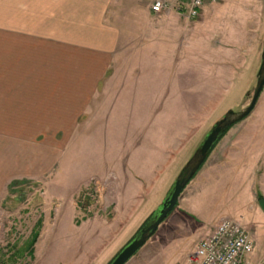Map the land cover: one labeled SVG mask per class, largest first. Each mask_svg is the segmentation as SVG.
<instances>
[{"label":"rangeland","instance_id":"1","mask_svg":"<svg viewBox=\"0 0 264 264\" xmlns=\"http://www.w3.org/2000/svg\"><path fill=\"white\" fill-rule=\"evenodd\" d=\"M105 6L89 9L88 5L59 4V0H0V264H62L67 258L62 248L71 244L59 242V234L65 233L62 227L59 230V220L68 214L71 190L84 184L85 191L76 197L77 226L85 218L109 219L111 209L97 211L100 188L96 187L102 186L106 176L119 182L118 171L124 165L147 166L143 153L137 159L125 156L132 152L131 142L141 139L147 145L152 141L159 147L156 161L160 156L161 162L153 166L157 165L160 179L132 217L131 222L140 217V223L134 229L129 223L111 254L86 263L108 264L157 210L215 122L228 109L246 107L252 97L253 91L246 98L244 94L260 63L263 19L256 21L251 34L233 35L223 47H195L202 41L194 36L193 47H136L134 30L141 21L125 19L126 5L112 4L106 10ZM214 6L218 7V1ZM169 13L177 12L173 8ZM196 19L190 21L192 32ZM151 23L149 28L158 27ZM105 25L121 33L112 36V42L103 31ZM107 44H112L113 52L104 55ZM77 47L82 49L80 55L74 51ZM93 47L102 52H93ZM94 58L103 65L109 61L97 93L88 102L84 99L87 107L80 109L68 131L59 130L55 106L59 95L67 101L75 84H61L57 95L59 84L54 82L61 75H83L89 70L83 65L91 67ZM61 59L64 67H59ZM151 75L159 82L144 80ZM263 133L264 88L252 112L229 128L225 142L230 145L245 135L260 140ZM166 146L170 151L164 156L160 149ZM261 150L254 179L246 189L230 178L221 180L224 187L218 188L205 173L195 174L182 192L183 200L126 264H190L198 241L224 219L238 222L252 236L255 249L250 261L263 259L264 213L257 204V194L264 200ZM37 223V246L33 245L29 256L28 244Z\"/></svg>","mask_w":264,"mask_h":264},{"label":"crops","instance_id":"2","mask_svg":"<svg viewBox=\"0 0 264 264\" xmlns=\"http://www.w3.org/2000/svg\"><path fill=\"white\" fill-rule=\"evenodd\" d=\"M185 1L186 0H171L173 4L179 5H183ZM217 1L218 7L214 6ZM150 3L151 0H59V4L88 5L89 9L91 5H106L105 10L108 5L112 4L126 5V10L129 14L125 16V19H136L138 22L141 21L140 23L137 22L138 24L134 30L135 36L137 37L136 47H193L191 43L193 36L195 39L202 41V43L197 42L195 47L197 45L202 47L203 45L204 47H223L222 45L226 39L233 35L235 37L249 35L256 21L258 20L257 22H260L262 19L264 20V0H215L214 3L207 4L202 9L196 19V30L192 32L190 28V21L192 19H188L184 15L178 13H166L160 16H154L148 11ZM135 7L138 8L135 9ZM137 10L140 12L134 15V12ZM104 12L103 14L105 15ZM98 17L99 16H94L93 18L96 19ZM150 23L153 25L157 24L158 27L153 26L149 28L148 26ZM103 31L106 35H111V42L112 36L121 34L115 29V26L112 25H105ZM126 33L130 35L131 31L128 29ZM111 47L112 44H107V48L104 49V55L113 52ZM61 48L64 49L63 47ZM92 49L95 53L102 52L101 49L97 50L94 47ZM80 50H82L81 47H77V50L74 51L78 53ZM61 54L64 53L61 52ZM78 54L80 55V53ZM79 58L85 60L84 56H79ZM63 60L64 59L59 60V67H62V65L64 67ZM107 63H109V61H106L104 63L105 65H103L94 58L91 67H88V64L86 66L82 64L87 69L89 68L88 72H83V75L79 76L61 75L59 76V81L54 82L59 84V87L57 86L55 89L57 95L59 94L61 84H75L72 87L73 93L67 98V101H62V95H59V104L55 106L56 110L53 114H56V116L59 115V130H67L70 128L75 122L76 117L80 115V109L82 111L85 110V107H87L85 106L86 103L85 105L82 103L84 99L88 102L89 99L93 98V94L97 93V83L101 81L105 71L109 67L106 65ZM83 66L80 67L82 68ZM156 76L163 78L168 77L158 74ZM156 76H146L144 80L149 83L159 82V80L155 79L157 78ZM112 78V76L109 77V79L104 82L105 85L107 82H111ZM118 82V80L115 81V84ZM166 82L170 83L171 81L169 80ZM80 83L85 84L80 86ZM62 123L63 126L60 125ZM148 127L149 126H147L146 129H148ZM228 131L211 150L196 175L205 173V176L209 178L207 181L210 182L212 180L214 182L213 185H218V188L224 187L221 180L230 178L234 181H239L238 188L243 187V189H246L249 180L252 181L254 179V165L257 164L258 158L261 156V149L264 148V133L262 134L263 139H253L250 135H245L240 139L232 140L229 145V142H225V136H227ZM258 131L261 130L259 129ZM130 146L132 152L129 153V155L126 154L125 158L127 159V157L131 156L132 159H137V154L141 155L143 153L145 157L142 156L143 154L141 156L144 161H148L147 166L141 164L133 168L130 166L127 168V165H124V167H120L118 171L120 172L119 178L121 179L119 182H111L106 176L102 186L96 187L97 191L100 188L99 200L96 202L99 207L97 211H107L111 209L109 219L97 220L85 218L77 226L74 223L77 212H79L76 197L80 195V192L85 191L84 184L79 183L71 190V200L69 201L67 210L68 214L63 217V219L65 218L66 220H59V230L62 227V230L64 229L66 233H62L64 236L59 234V242L64 241L71 244V247L65 249L61 247L64 252L66 251L65 254L67 253L68 258L62 261V264H86L89 259L96 260L104 256L105 253L111 254L110 252L117 248L115 247V240L121 235L123 230L127 228L129 223H131L133 229L140 223V217L139 219L137 217L131 222L132 217L141 208V205L145 202V198L157 187L156 184L160 179V172L158 167H155L157 165L153 166V164L154 162L158 164L161 159L159 156V161H156L159 155V147L156 143L153 144L152 141L146 145L143 140L141 141V139H139L135 144L131 142ZM143 146H145V148ZM160 150H163L162 153L164 156L168 155L170 151L169 146L163 147ZM171 150L173 152L174 147H172ZM232 183L233 182L225 187L228 188ZM106 192L109 193V196H106ZM198 192L195 193V195L199 196L201 194V191L199 194ZM180 198L183 200L182 194ZM36 246L37 243L35 244V248ZM108 257H110V255ZM251 262L252 264L258 263L256 260L254 261V258L251 259Z\"/></svg>","mask_w":264,"mask_h":264},{"label":"water","instance_id":"3","mask_svg":"<svg viewBox=\"0 0 264 264\" xmlns=\"http://www.w3.org/2000/svg\"><path fill=\"white\" fill-rule=\"evenodd\" d=\"M264 88V45L260 52V63L254 81L250 89L244 94L248 97L253 91L252 97L246 107L228 109L222 117L215 122L210 131L199 143L190 158L185 162L176 179L169 188L165 198L162 200L157 210L152 213L146 223L135 233V235L120 249L108 264H126L155 234L159 226L165 221L175 208L182 192L194 175L203 165L208 154L221 139L223 133L236 123L244 120L254 109ZM259 208L264 213V200L257 202Z\"/></svg>","mask_w":264,"mask_h":264},{"label":"built area","instance_id":"4","mask_svg":"<svg viewBox=\"0 0 264 264\" xmlns=\"http://www.w3.org/2000/svg\"><path fill=\"white\" fill-rule=\"evenodd\" d=\"M215 0H186L175 9L171 0H151L149 10L153 15L174 10L188 19H196L207 4ZM255 249L250 233L238 222L220 221L213 231L202 238L192 251L190 264H252L250 256ZM257 264H264V258Z\"/></svg>","mask_w":264,"mask_h":264},{"label":"trees","instance_id":"5","mask_svg":"<svg viewBox=\"0 0 264 264\" xmlns=\"http://www.w3.org/2000/svg\"><path fill=\"white\" fill-rule=\"evenodd\" d=\"M228 130H229V129H227V130L223 133L222 137L226 134V132H227ZM222 137H221V138H222ZM220 140H221V139H220ZM218 142H219V141H218ZM218 142H217V143H218ZM214 147H215V146H214ZM214 147H213V148H214ZM210 152H211V151H210ZM208 155H209V154H208ZM21 184H22V183H21ZM257 199L260 200V199H262V197H261L260 195L257 194ZM147 220H148V219H147ZM143 225H144V223L141 225V227H142ZM38 226H39V223H37V225H36V227H35V229H34L33 238L31 239V241H30L29 244H28V248H29V252H28V253H29V256H31L32 253H33V249H32V247H33V245L35 244L36 239H37V237H38V235H37V233H38V232H37V227H38ZM141 227H140V228H141ZM140 228H139V229H140ZM139 229H138V230H139ZM138 230H137V231H138Z\"/></svg>","mask_w":264,"mask_h":264}]
</instances>
